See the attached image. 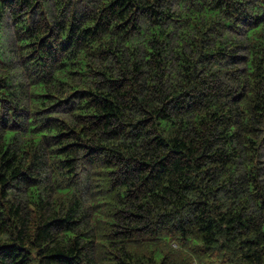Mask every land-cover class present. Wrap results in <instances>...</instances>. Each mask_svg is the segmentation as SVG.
Listing matches in <instances>:
<instances>
[{
    "label": "trees",
    "instance_id": "trees-1",
    "mask_svg": "<svg viewBox=\"0 0 264 264\" xmlns=\"http://www.w3.org/2000/svg\"><path fill=\"white\" fill-rule=\"evenodd\" d=\"M264 0H0V264H264Z\"/></svg>",
    "mask_w": 264,
    "mask_h": 264
},
{
    "label": "rangeland",
    "instance_id": "rangeland-1",
    "mask_svg": "<svg viewBox=\"0 0 264 264\" xmlns=\"http://www.w3.org/2000/svg\"><path fill=\"white\" fill-rule=\"evenodd\" d=\"M263 155H264V153H263ZM263 160H264V156H263V158H262Z\"/></svg>",
    "mask_w": 264,
    "mask_h": 264
}]
</instances>
